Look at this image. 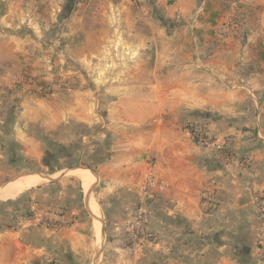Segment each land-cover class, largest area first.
<instances>
[{
	"label": "crops",
	"instance_id": "obj_1",
	"mask_svg": "<svg viewBox=\"0 0 264 264\" xmlns=\"http://www.w3.org/2000/svg\"><path fill=\"white\" fill-rule=\"evenodd\" d=\"M47 1L0 0L2 161L37 158L44 139L53 150L76 138L103 149V157L90 155L108 224L99 264H257L264 60L255 47L264 43V11L243 31L230 15L208 21L209 0H72L58 42L54 26L40 24L62 15ZM246 1L230 9L264 5ZM198 121L223 149L193 139L189 126ZM92 180L87 189L79 181L87 191ZM54 187L0 208V264H92L95 239L74 197ZM141 201L155 236L147 245L130 239Z\"/></svg>",
	"mask_w": 264,
	"mask_h": 264
},
{
	"label": "rangeland",
	"instance_id": "obj_2",
	"mask_svg": "<svg viewBox=\"0 0 264 264\" xmlns=\"http://www.w3.org/2000/svg\"><path fill=\"white\" fill-rule=\"evenodd\" d=\"M233 1L234 0H209L211 5L213 6V8L217 12H219L220 15H222V17L230 15V17H228V22H229V25H232L234 28L238 29L241 27L242 28L241 30L244 31V25H242V24H245L246 20L250 23V25H252V26H254V28H256L258 23H259L258 18L260 19L259 15L262 14V11H264V5H259L253 1L252 3H247V4L243 3L244 5H241V6L237 5L234 7V9L231 10L230 5ZM244 1H246V0H244ZM46 4H47V9H49V8L51 9L52 7L57 6L60 10L59 14L60 15L62 14V15L55 18L54 22H52V21L50 22L49 16L40 18V24L42 23L43 25H45V27L47 25H53L54 26L53 27V30H54L53 33H55V32L57 33V37H55V38L59 42L61 38H65L63 36V33H64V29L66 28V26H65L66 20L63 18V15L65 14L64 12L67 11L68 7H66V6L68 4V1L67 0H51V2L47 1ZM228 11H231V12L228 13ZM26 18L27 17H25V21H26L25 24L29 23L28 19H26ZM244 18H245V20H244ZM53 33L51 32L50 35L54 36ZM48 37H49L48 35L41 37V39L44 40V46H46V47H48L49 42L53 39L52 36L50 37L51 39ZM263 40H264V38H263ZM42 46H43V43H42ZM46 54L47 55L50 54V51H47ZM37 95L38 96H45L46 94H43L40 92V94L38 93ZM198 123H200V121H198ZM198 123H194L191 126L188 125L189 129ZM201 123L205 124L204 122H201ZM45 133L47 134L46 131H41L40 135L42 137H44ZM73 142L74 143L72 145L67 147L68 149L60 151V150H53L52 144L50 142H48V139H44L40 142L41 145L38 146L39 154L37 155L38 157L35 159H30V158L27 159L23 155V157H24L23 159H20L19 161H16V162L15 161L9 162V160H6V159H5V161H2V159L0 158V185L2 183H4L6 180L13 178L14 176H17L21 173L39 172V173H43V174L48 175V176L54 175L53 178H55V180H53V181H48L46 179H43L38 185H36L35 187H32L28 190L23 191L22 193L17 195L15 198L5 199V200L0 199V208L6 207L5 210H7L8 208H11V210H13V209L17 208V206H18L17 204L20 203L19 201H22L23 199L26 200L27 198H29L28 196H30L36 190H38L40 188H44L46 186H51V185L56 186V187H54V190L55 189L59 190V188L61 190L64 189V191L67 192L66 198L74 197L76 208H78V210L80 211V215L83 217V220H85V222L87 223L88 231L91 234V237L95 239V248H100V242H101L102 238H101V233H99V241L96 243L97 238L95 236H93L95 234L94 228H93V220L94 219L90 216V214L91 213L94 214L95 212H96V214L98 212L100 213V221H101V224L105 230V240L103 242L102 251H101V254H100L98 262H97V264H99L100 260H101L100 258L103 254L105 244L107 242L108 224L105 223L104 214H103L102 210L99 209V206H98L99 202H98L97 194H98V190L100 188V186H99L100 180H99L98 173L94 167V162H95L96 158L94 159V162H93L90 158V155H91L92 150H95V151H93L94 154L98 153V155L96 154V155H94V157H103L104 151L101 147H98V148L95 147V149H93L94 146L92 147L91 143L90 144H85V143L80 144L79 140H77V138L74 139ZM104 150H105V148H104ZM2 151L3 150L1 148V143H0V155L2 154ZM79 165L89 167L90 169H92L96 173L97 177H94V179L92 180V177H91L92 173L86 168H80V169L74 170L71 173L72 175L70 173L66 172L67 169H71L72 167H76ZM78 172L86 175L88 177V179L90 180V184L92 183L91 180L94 182V184L88 189L89 190V196L91 197L90 198V204H89L90 205V211L95 210V212H91L90 214L86 208V200H87V196H88V190L85 191L83 189V187L81 186L80 181L82 183H83V181L79 176L80 174L78 175ZM28 175H32V174H28ZM90 184H89V186H90ZM21 203H23V202H21ZM97 206H98V208H97ZM137 208H142L145 211V214L147 217L148 212L146 211V208H145L143 201H141L137 205L135 210ZM135 210L133 211V214H132V223L134 220ZM29 212L32 213L33 211H26L25 214L28 215ZM94 217H96V216H94ZM146 220H148V218H146ZM44 221H45V225L50 224L48 222L49 221L48 219L44 220ZM146 224H147V221H146ZM94 225H95L96 231L98 232L99 231L98 221H94ZM146 231L151 233L153 235V238L155 237L151 231L147 230V227H146ZM131 232L132 231L130 230L131 243L139 244L137 242H133V239L131 238V234H132ZM153 238L150 241L153 242L154 241ZM147 243H148V241L147 242L142 241V242H140L139 245H147ZM262 263H264V257H261L257 261V264H262Z\"/></svg>",
	"mask_w": 264,
	"mask_h": 264
},
{
	"label": "built area",
	"instance_id": "obj_3",
	"mask_svg": "<svg viewBox=\"0 0 264 264\" xmlns=\"http://www.w3.org/2000/svg\"><path fill=\"white\" fill-rule=\"evenodd\" d=\"M28 82H31L29 80ZM37 90L43 94H47L49 92L48 86H38ZM190 133L193 139L204 145V146H216L218 149H223V144H219L216 142L214 137L210 134L209 129L203 123L195 124L192 128H190ZM201 197L204 199L205 202H211V197L207 190H203L201 192ZM256 202L259 209V240L264 239V193L257 196ZM146 214L142 208H137L134 212V220L131 225V238L133 242L140 243L142 241H150L153 238V235L146 231ZM50 225V224H49ZM53 225V224H52ZM47 264V263H42Z\"/></svg>",
	"mask_w": 264,
	"mask_h": 264
},
{
	"label": "bare ground",
	"instance_id": "obj_4",
	"mask_svg": "<svg viewBox=\"0 0 264 264\" xmlns=\"http://www.w3.org/2000/svg\"><path fill=\"white\" fill-rule=\"evenodd\" d=\"M79 172H78V175L80 174L79 176L83 181L82 184L87 189L89 184H90V180L88 179V177L86 175L79 173ZM43 179L44 178L40 177V176H36L33 174L32 175L26 174V175H24V176H22L16 180L12 181V182H9L8 184H6L3 187V189L0 188V190L2 189V191L0 192V199L15 198L17 195H19L23 191L28 190V189L38 185ZM97 208H98V206H97ZM90 212H95V210L90 211ZM95 214H96V212H95ZM262 264H264V263H262Z\"/></svg>",
	"mask_w": 264,
	"mask_h": 264
},
{
	"label": "water",
	"instance_id": "obj_5",
	"mask_svg": "<svg viewBox=\"0 0 264 264\" xmlns=\"http://www.w3.org/2000/svg\"><path fill=\"white\" fill-rule=\"evenodd\" d=\"M74 168H86V169H88V170L93 174L94 177H97L96 173H95L92 169H90L89 167H87V166L79 165V166H76V167H72L71 169H74ZM71 169H67L66 172L68 173L69 170H71ZM26 174H35V175H38V176H40V177H43L44 179H46V180H48V181H53V180H55V178H53L52 176H48V175H45V174H43V173H39V172L21 173V174H19V175H17V176H14L13 178H10V179L6 180L4 183H2V184L0 185V188H3V187H4L6 184H8L9 182H12V181H14V180H16V179H18V178H20V177L26 175ZM63 174H64V173H63ZM88 197H89V190H88V196H87V199H88ZM86 208H87V200H86ZM89 214H90V213H89ZM90 216H91L94 220H95V219L98 220V221L100 222V225H101V227H100V233H101V238H102V240H101V242H100V248H97V250H96V252H95V255H94V258H93V260H92V264H97V261H98V259H99L100 254H101V251H102L103 242H104V240H105V230H104V227H103L102 224H101V221H100L97 217H94V216L91 215V214H90Z\"/></svg>",
	"mask_w": 264,
	"mask_h": 264
},
{
	"label": "trees",
	"instance_id": "obj_6",
	"mask_svg": "<svg viewBox=\"0 0 264 264\" xmlns=\"http://www.w3.org/2000/svg\"><path fill=\"white\" fill-rule=\"evenodd\" d=\"M71 4H72V0L68 1V4L66 7L67 10L71 9ZM204 11L208 12V21L214 23L215 19L220 15L219 12H217L213 6L211 5V3L209 1H205L204 2ZM256 49V54L258 56L259 59H263L264 60V43L263 42H259L257 43V46L255 47ZM37 84L39 86H45V84H43V82L38 81Z\"/></svg>",
	"mask_w": 264,
	"mask_h": 264
}]
</instances>
